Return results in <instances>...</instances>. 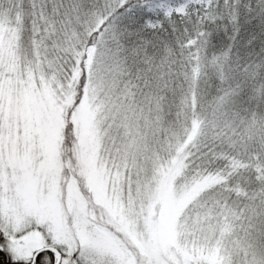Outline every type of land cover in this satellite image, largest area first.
I'll use <instances>...</instances> for the list:
<instances>
[{
  "label": "snow or ice",
  "instance_id": "snow-or-ice-1",
  "mask_svg": "<svg viewBox=\"0 0 264 264\" xmlns=\"http://www.w3.org/2000/svg\"><path fill=\"white\" fill-rule=\"evenodd\" d=\"M0 264H264V0H0Z\"/></svg>",
  "mask_w": 264,
  "mask_h": 264
},
{
  "label": "trees",
  "instance_id": "trees-1",
  "mask_svg": "<svg viewBox=\"0 0 264 264\" xmlns=\"http://www.w3.org/2000/svg\"><path fill=\"white\" fill-rule=\"evenodd\" d=\"M0 255H2V254H0Z\"/></svg>",
  "mask_w": 264,
  "mask_h": 264
}]
</instances>
